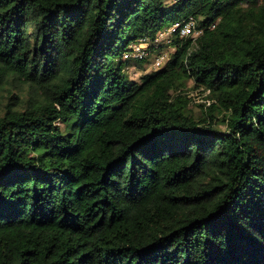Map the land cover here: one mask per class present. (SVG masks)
Segmentation results:
<instances>
[{"label": "trees", "instance_id": "1", "mask_svg": "<svg viewBox=\"0 0 264 264\" xmlns=\"http://www.w3.org/2000/svg\"><path fill=\"white\" fill-rule=\"evenodd\" d=\"M0 264H264V0H0Z\"/></svg>", "mask_w": 264, "mask_h": 264}, {"label": "built area", "instance_id": "2", "mask_svg": "<svg viewBox=\"0 0 264 264\" xmlns=\"http://www.w3.org/2000/svg\"><path fill=\"white\" fill-rule=\"evenodd\" d=\"M202 30L196 29L195 20L190 17L187 20L177 21L172 23L167 29L162 32H159L154 39L155 44H166L170 42V36L177 34L180 38L190 37L192 40H195ZM148 42L142 41L139 43H134L129 46V48L124 52L123 59L127 61H141L148 60L151 58L150 64L154 70L160 69L163 64L168 60L167 53H172L173 48L167 47V49L172 50L171 52L165 50L158 51L157 53H151L147 51Z\"/></svg>", "mask_w": 264, "mask_h": 264}, {"label": "rangeland", "instance_id": "3", "mask_svg": "<svg viewBox=\"0 0 264 264\" xmlns=\"http://www.w3.org/2000/svg\"><path fill=\"white\" fill-rule=\"evenodd\" d=\"M166 44H167V46H169V43H166ZM156 47L157 48L155 49L154 53H157L158 51H162V50H165L164 52H167V51L171 52L172 51L170 49H167V47H165V48H163V47L159 48L158 46H156ZM167 55L169 57L170 53L169 54L167 53ZM149 61H151V58L149 59ZM149 61H147L146 64L143 66V70H140L138 68H130V67L127 68L125 70V73L127 74L128 78L131 80L139 81V78L141 76H143L145 74H149L152 71H155L151 67V64ZM131 63H133V62H131ZM186 93L188 94V97L191 100V102L189 104L190 111L195 116L200 117L201 116V110L211 104V102L209 100H207V98H206L207 93H202L200 90H194L192 81H188ZM220 128L222 130L224 129V127H222V126Z\"/></svg>", "mask_w": 264, "mask_h": 264}]
</instances>
